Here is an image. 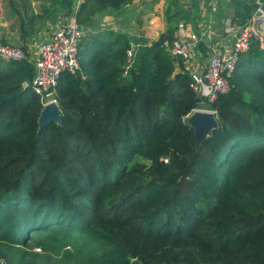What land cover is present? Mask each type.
<instances>
[{
    "label": "trees",
    "instance_id": "16d2710c",
    "mask_svg": "<svg viewBox=\"0 0 264 264\" xmlns=\"http://www.w3.org/2000/svg\"><path fill=\"white\" fill-rule=\"evenodd\" d=\"M130 1L83 0L76 21ZM173 39L129 66L125 34L83 38L84 78L60 75V123L42 129L32 66L0 62V242L14 264L35 233L84 235L98 247L84 264H264V47L240 55L231 91L207 104L217 128L197 144L187 116L199 101Z\"/></svg>",
    "mask_w": 264,
    "mask_h": 264
},
{
    "label": "built area",
    "instance_id": "2783aa9c",
    "mask_svg": "<svg viewBox=\"0 0 264 264\" xmlns=\"http://www.w3.org/2000/svg\"><path fill=\"white\" fill-rule=\"evenodd\" d=\"M263 1L257 2L253 13L239 27L234 28L231 20H225V31L231 37V44L228 46L215 42L213 32L209 28L202 36L195 33L191 25L186 23L177 29L168 52L172 58L181 61L183 69L190 76L191 89L199 101L198 111L215 115L214 111L202 110V107L231 91L230 80L240 55L248 50L252 41L261 42L264 35ZM75 2L70 18L58 23L47 39L33 42L26 49L0 42L1 62H28L32 66L30 86L40 97L43 107L50 103L56 104L54 99L56 86L62 73L66 72L73 76L80 74L84 78L78 60L79 45L83 38L92 35L93 32L90 27H82L77 23L76 13L83 0ZM199 42L206 46L205 60L194 52ZM136 49L137 44L130 41L126 50L129 66L132 65Z\"/></svg>",
    "mask_w": 264,
    "mask_h": 264
},
{
    "label": "crops",
    "instance_id": "0c3cea01",
    "mask_svg": "<svg viewBox=\"0 0 264 264\" xmlns=\"http://www.w3.org/2000/svg\"><path fill=\"white\" fill-rule=\"evenodd\" d=\"M68 1V8H58L52 0H0V42L26 49L33 42L47 39L58 23L70 18L76 2ZM258 1L131 0L119 10L96 14L92 27H105L101 34L108 40L119 34L134 40L137 44L135 56L140 48L161 34L171 31L175 36L177 29L185 23L201 36L209 28L215 42L228 46L231 37L225 31V20H231L234 28L239 27L253 13ZM194 52L202 60L206 59L207 49L203 42H199Z\"/></svg>",
    "mask_w": 264,
    "mask_h": 264
},
{
    "label": "rangeland",
    "instance_id": "374dc122",
    "mask_svg": "<svg viewBox=\"0 0 264 264\" xmlns=\"http://www.w3.org/2000/svg\"><path fill=\"white\" fill-rule=\"evenodd\" d=\"M262 10L264 11V1L262 3ZM92 26H90V29L92 32L94 31V34L87 35V38L90 36H98L99 34V38L108 40L105 35L101 34L103 32L102 29H105V27L100 25V28L96 27L93 29L94 27ZM258 43L260 46L264 45V35L261 42L259 41ZM202 108V110L210 111L207 106H203ZM196 113H199L198 109L187 116V122H189ZM208 134L207 132L206 136H208ZM196 136L198 139L202 138V136H199V133H197ZM135 161L147 165V162L141 159L136 158ZM26 239L27 238H24L21 244H24ZM90 251L97 252L98 247L89 240H86L84 235L73 234L63 236L58 234L53 237L46 233H35L30 236L27 244H24L20 255L23 256L25 261L29 264H84L88 260ZM134 260V258L131 259L130 264H141L140 262L136 263ZM0 264H14L13 250L2 242H0Z\"/></svg>",
    "mask_w": 264,
    "mask_h": 264
},
{
    "label": "water",
    "instance_id": "95a60500",
    "mask_svg": "<svg viewBox=\"0 0 264 264\" xmlns=\"http://www.w3.org/2000/svg\"><path fill=\"white\" fill-rule=\"evenodd\" d=\"M198 112L199 113H196L188 122L190 127L193 129L194 139L197 144L206 139L211 132L217 128V118L214 114L201 111ZM61 116L62 113L57 104H48L43 107L40 113V117L38 119L39 129H42L50 122L60 123ZM207 132L209 133L208 136H206ZM197 133H199V136H202L201 139L197 138Z\"/></svg>",
    "mask_w": 264,
    "mask_h": 264
}]
</instances>
